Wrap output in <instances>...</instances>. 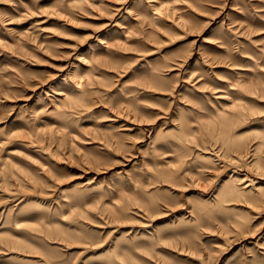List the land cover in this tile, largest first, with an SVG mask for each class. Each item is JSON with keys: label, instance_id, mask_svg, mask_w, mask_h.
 <instances>
[{"label": "rangeland", "instance_id": "rangeland-1", "mask_svg": "<svg viewBox=\"0 0 264 264\" xmlns=\"http://www.w3.org/2000/svg\"><path fill=\"white\" fill-rule=\"evenodd\" d=\"M0 264H264V0H0Z\"/></svg>", "mask_w": 264, "mask_h": 264}]
</instances>
